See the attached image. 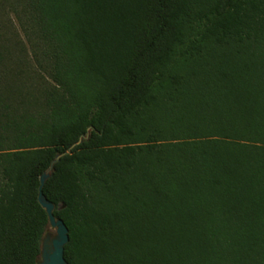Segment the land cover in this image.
Listing matches in <instances>:
<instances>
[{
	"label": "trees",
	"instance_id": "1",
	"mask_svg": "<svg viewBox=\"0 0 264 264\" xmlns=\"http://www.w3.org/2000/svg\"><path fill=\"white\" fill-rule=\"evenodd\" d=\"M0 16V264L36 263L39 178L89 128L42 188L68 264H264V0Z\"/></svg>",
	"mask_w": 264,
	"mask_h": 264
},
{
	"label": "water",
	"instance_id": "2",
	"mask_svg": "<svg viewBox=\"0 0 264 264\" xmlns=\"http://www.w3.org/2000/svg\"><path fill=\"white\" fill-rule=\"evenodd\" d=\"M92 128L87 130L86 135L79 137L78 141L71 145L67 151L56 155L51 162L49 168L39 178L38 202L45 210L48 216V228L54 229V233L50 231L45 232L41 239L40 254L35 264H68L64 259V247L68 243V229L62 220L56 219L53 215L55 209L54 205L49 202L42 194V188L46 181L52 176L54 165L65 155L69 154L72 149L82 144L84 140L89 139V132Z\"/></svg>",
	"mask_w": 264,
	"mask_h": 264
},
{
	"label": "rangeland",
	"instance_id": "3",
	"mask_svg": "<svg viewBox=\"0 0 264 264\" xmlns=\"http://www.w3.org/2000/svg\"><path fill=\"white\" fill-rule=\"evenodd\" d=\"M8 19H10V21L12 20V16L11 14L7 16ZM7 18H5V16H0V44L3 45L4 40L7 38H9V41L11 39H13V35H12V30H11V25L8 23ZM5 25V26H3ZM14 26V23H13ZM12 31V32H11ZM17 55V52L14 51V56ZM48 231H50L51 233H54V229L48 228Z\"/></svg>",
	"mask_w": 264,
	"mask_h": 264
}]
</instances>
